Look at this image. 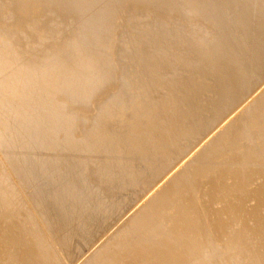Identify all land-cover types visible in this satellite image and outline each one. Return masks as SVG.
Instances as JSON below:
<instances>
[{"label": "bare ground", "instance_id": "obj_1", "mask_svg": "<svg viewBox=\"0 0 264 264\" xmlns=\"http://www.w3.org/2000/svg\"><path fill=\"white\" fill-rule=\"evenodd\" d=\"M0 264H264V0H0Z\"/></svg>", "mask_w": 264, "mask_h": 264}, {"label": "rangeland", "instance_id": "obj_2", "mask_svg": "<svg viewBox=\"0 0 264 264\" xmlns=\"http://www.w3.org/2000/svg\"><path fill=\"white\" fill-rule=\"evenodd\" d=\"M22 149H23V148H22ZM169 189L173 190L171 186H169ZM215 205H216V206H219V204H215ZM206 208L208 209L209 207H206ZM245 215H246V214L242 213V214H240L238 217H239V218H243V217H245ZM202 220H203V219H202ZM204 221H205V220H203V222H204ZM157 259H160V258H157Z\"/></svg>", "mask_w": 264, "mask_h": 264}]
</instances>
